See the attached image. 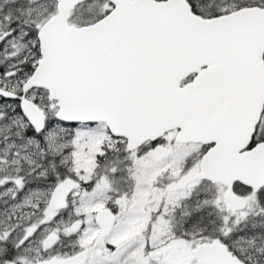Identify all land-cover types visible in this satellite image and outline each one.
<instances>
[{"label": "snow or ice", "instance_id": "snow-or-ice-1", "mask_svg": "<svg viewBox=\"0 0 264 264\" xmlns=\"http://www.w3.org/2000/svg\"><path fill=\"white\" fill-rule=\"evenodd\" d=\"M0 264H264V0H0Z\"/></svg>", "mask_w": 264, "mask_h": 264}]
</instances>
